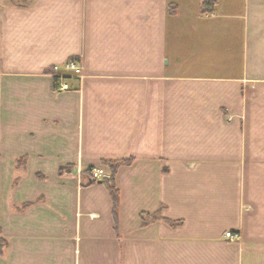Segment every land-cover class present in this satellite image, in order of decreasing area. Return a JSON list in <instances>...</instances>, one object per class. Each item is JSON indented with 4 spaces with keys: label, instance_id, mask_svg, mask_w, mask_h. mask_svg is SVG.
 <instances>
[{
    "label": "crops",
    "instance_id": "1",
    "mask_svg": "<svg viewBox=\"0 0 264 264\" xmlns=\"http://www.w3.org/2000/svg\"><path fill=\"white\" fill-rule=\"evenodd\" d=\"M201 1L0 0V264H264V0Z\"/></svg>",
    "mask_w": 264,
    "mask_h": 264
},
{
    "label": "trees",
    "instance_id": "2",
    "mask_svg": "<svg viewBox=\"0 0 264 264\" xmlns=\"http://www.w3.org/2000/svg\"><path fill=\"white\" fill-rule=\"evenodd\" d=\"M216 5V0H202L201 4H200V11L202 13H209L212 12L214 10V7ZM176 5L172 4L171 5V11L173 12L175 10ZM130 158H124V159H120L117 161H107L110 164V170H111V174L108 177H104L102 179V181L104 183H106L108 189L110 190V193L112 195V199H113V203H114V210L116 211V207L118 204V190L115 187L114 184V172L116 170V166L119 162H129ZM26 164V157H19L16 160V167L21 168L24 167ZM15 182L17 181V178H15L14 180ZM29 205V202L24 203V205L22 207H26ZM21 207V208H22ZM141 219H142V223L143 224H147L149 222L152 221H156V220H163L168 222L169 224H171L172 226H177L179 224L182 223V220H174L171 218H168L166 216L163 215L162 213V208H160L158 211L153 212V213H141ZM5 245H6V238L3 236H0V255H2L4 253V249H5Z\"/></svg>",
    "mask_w": 264,
    "mask_h": 264
},
{
    "label": "built area",
    "instance_id": "3",
    "mask_svg": "<svg viewBox=\"0 0 264 264\" xmlns=\"http://www.w3.org/2000/svg\"><path fill=\"white\" fill-rule=\"evenodd\" d=\"M64 69V70H63ZM67 71H73L76 75L80 76L82 74V69L79 65V62L74 59H69L63 63V65H60L58 63L54 64L52 66V76L54 77L56 81V89L63 90V89H70V83L67 81ZM91 178L96 179H103L107 176V171L103 167L94 166L91 168ZM227 236L230 237H237L238 234L227 231Z\"/></svg>",
    "mask_w": 264,
    "mask_h": 264
},
{
    "label": "rangeland",
    "instance_id": "4",
    "mask_svg": "<svg viewBox=\"0 0 264 264\" xmlns=\"http://www.w3.org/2000/svg\"><path fill=\"white\" fill-rule=\"evenodd\" d=\"M59 64V63H58ZM60 65H63V63L62 64H60ZM80 65V64H79ZM81 67V66H80ZM64 70V69H63ZM97 166V165H96ZM99 167H103V166H101V165H98ZM92 167H94V166H92ZM92 167H87L86 169V173L89 175V181L90 182H93V181H97V180H99V179H96V180H94V179H92L91 178V168ZM104 168V167H103ZM62 171L63 170H66V171H68V170H70L71 169V166L70 165H68V166H66V167H62V168H60ZM106 171H107V176L106 177H108V176H110V172H111V170H110V167L108 168V169H106V168H104ZM102 180V179H101Z\"/></svg>",
    "mask_w": 264,
    "mask_h": 264
}]
</instances>
